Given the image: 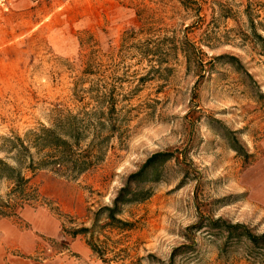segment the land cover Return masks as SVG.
Returning a JSON list of instances; mask_svg holds the SVG:
<instances>
[{
  "label": "rangeland",
  "instance_id": "1",
  "mask_svg": "<svg viewBox=\"0 0 264 264\" xmlns=\"http://www.w3.org/2000/svg\"><path fill=\"white\" fill-rule=\"evenodd\" d=\"M190 1L195 3L186 8L183 0H43L19 16L0 8V144L4 136L49 125L55 109L75 112L91 103L85 90L101 83L114 64L127 112L126 131L112 140L99 166L76 180L49 171L32 176L37 202L18 210V217L0 218V264L167 263L174 248L187 244L185 229L206 218L264 233V43L253 35L264 39V0ZM131 30L135 34L123 46ZM163 36H185L201 46L205 62L213 61L212 73L196 83L198 76L176 52L169 71L146 74L148 62L131 44ZM222 54L238 57L256 85L214 59ZM97 62V73L86 74ZM226 131L236 132L250 162L224 139ZM176 150L186 151L200 175L192 180L191 173L179 185L183 169L171 161L153 195L127 209L122 218L135 227L126 233V259L103 263L83 237L63 236L62 227H88L93 213L111 204L125 178L151 154ZM8 186L0 180L1 197ZM190 236L195 249L183 251L174 264H251L246 240L221 253L223 237L205 224ZM251 250L261 258V249Z\"/></svg>",
  "mask_w": 264,
  "mask_h": 264
},
{
  "label": "trees",
  "instance_id": "2",
  "mask_svg": "<svg viewBox=\"0 0 264 264\" xmlns=\"http://www.w3.org/2000/svg\"><path fill=\"white\" fill-rule=\"evenodd\" d=\"M190 0H183L182 4H194ZM251 29L254 23L250 21ZM140 31V30H139ZM141 32V31H140ZM134 33L132 30L125 32L122 45L128 43L127 35ZM255 38L264 43L260 34ZM201 45L208 46L209 42L203 40ZM140 58L148 62L146 74L156 71H169L167 66L170 57L176 52L184 55L188 70H192L202 79L204 74L212 73L213 61L205 62V53L201 46H197L185 36L182 38L156 37L144 40L139 45L131 44ZM223 64H229L234 71L241 75L244 81L253 80L251 74L245 68L238 57L222 54L214 58ZM118 66V65H117ZM117 66L112 65V70L104 77L103 81L92 85L85 90L91 103L84 104L77 111L55 109L53 119L49 125H40L38 128L28 130L22 137L18 135L4 136L1 138L0 150L5 158H0V180L8 182V191L5 198L0 196V218L18 217V210L32 206L39 199L38 190L31 184L32 176L39 171H49L57 176L76 180L82 174L99 166L106 158L113 139H120L126 131L127 112L120 97L121 78L116 75ZM95 68V72L89 68ZM100 64H89L85 70L86 74H96ZM107 73V72H106ZM140 76L138 80L145 78ZM105 79V80H104ZM84 91V92H85ZM264 98V92L259 93ZM209 122L222 126L221 121L209 119ZM236 132L226 131L224 139L232 142L231 147L237 155L241 156L245 163L250 162L251 154L243 150L238 142ZM186 151L156 152L151 154L136 170L129 174L116 191L111 204L99 207L92 216L88 227L64 228L63 236L74 239L81 236L92 253L103 263H118L128 257L125 244L126 233L133 230L135 223L122 218L127 209L146 202L153 195V185L162 181L167 174V164L174 161V166L183 169L179 185H183L187 178L192 175V180L198 179L199 173L193 167L191 160L187 159ZM180 169V170H182ZM205 220V219H204ZM200 219L194 225L185 229L187 244L174 248L167 263L174 264L176 256L185 250L195 249L196 242L190 233L201 230L205 224L208 231L218 233L223 237L220 250L226 252L233 241L246 240L252 248L261 249V258L255 257L252 248L249 249L247 257L252 264H264V233L255 234L242 223H230L224 219ZM114 233V234H113ZM147 258L155 259L152 254ZM258 259V260H256ZM139 261V260H138Z\"/></svg>",
  "mask_w": 264,
  "mask_h": 264
},
{
  "label": "crops",
  "instance_id": "3",
  "mask_svg": "<svg viewBox=\"0 0 264 264\" xmlns=\"http://www.w3.org/2000/svg\"><path fill=\"white\" fill-rule=\"evenodd\" d=\"M43 0H9V9L11 11V15L19 16L23 12L30 10L34 6L38 4V2H41ZM0 8H2L0 6ZM4 9V8H2ZM264 193V183H263V190Z\"/></svg>",
  "mask_w": 264,
  "mask_h": 264
},
{
  "label": "built area",
  "instance_id": "4",
  "mask_svg": "<svg viewBox=\"0 0 264 264\" xmlns=\"http://www.w3.org/2000/svg\"><path fill=\"white\" fill-rule=\"evenodd\" d=\"M9 4H10L9 0H0V6L5 10L9 9Z\"/></svg>",
  "mask_w": 264,
  "mask_h": 264
}]
</instances>
